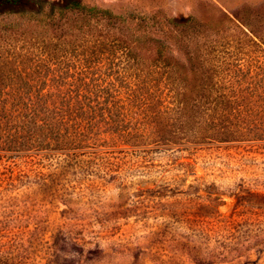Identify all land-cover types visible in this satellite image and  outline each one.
Segmentation results:
<instances>
[{
  "label": "rangeland",
  "instance_id": "obj_1",
  "mask_svg": "<svg viewBox=\"0 0 264 264\" xmlns=\"http://www.w3.org/2000/svg\"><path fill=\"white\" fill-rule=\"evenodd\" d=\"M82 2L124 18L96 28L136 51L68 50L81 43L68 34L75 15L41 26L0 16V46L46 42L25 61L28 77L0 59V88L29 79L37 88H100L97 102L126 108L133 123L153 121L139 110L150 105L264 104V0ZM130 15L153 19L138 25ZM171 18H192L196 30L174 37ZM164 60L169 68H154ZM177 124L142 127L157 140L144 146L0 152V264H264V141L190 144L200 143L190 132L197 126Z\"/></svg>",
  "mask_w": 264,
  "mask_h": 264
},
{
  "label": "trees",
  "instance_id": "obj_2",
  "mask_svg": "<svg viewBox=\"0 0 264 264\" xmlns=\"http://www.w3.org/2000/svg\"><path fill=\"white\" fill-rule=\"evenodd\" d=\"M65 14L77 17V25L69 27L68 34L76 35L81 42L68 46V50L111 56L136 51L132 42L130 44L129 41L116 37V34L103 33L96 28L97 25L106 23L112 30L116 24H123L124 18L109 10L87 7L82 0H0V16L22 20L28 25H51L56 18ZM129 18L136 20L138 25L153 19L132 15ZM86 19L83 24L82 21ZM167 23L174 37H178L185 28L196 30L192 18H171ZM18 28L4 26V30L10 33H17ZM153 42L157 43V40L154 39ZM48 46L51 47V44ZM0 49L3 50V54H0L1 63L9 67L15 66L9 73L28 77L31 75L28 71L34 67H25V61L31 62L35 51L46 50V42L22 37L17 42L0 46ZM165 49L164 42H158L154 50L159 60L163 58ZM164 62L167 64L163 67L154 68H169L170 63L166 60ZM33 81H24L22 87L9 85L0 88V152L14 154L53 149L77 151L112 147L108 145L116 143L144 146L157 140L139 134L142 127L145 129L153 125L152 129L157 130L164 126L173 127L177 123H194L197 126L190 132L200 143L190 144L264 141V104L245 107L231 104H200L190 107L150 105L139 107V110L149 113L153 121L133 123L123 114L126 108L97 102L104 93L100 88L53 90L37 88L32 85ZM254 112L261 117L257 120L244 119ZM118 115L121 118H117ZM249 137L252 139H248Z\"/></svg>",
  "mask_w": 264,
  "mask_h": 264
}]
</instances>
